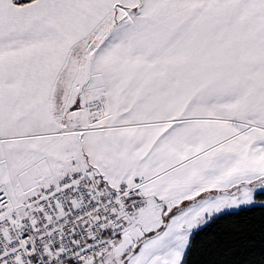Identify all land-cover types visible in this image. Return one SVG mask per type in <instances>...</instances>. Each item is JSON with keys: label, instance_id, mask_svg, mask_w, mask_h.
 I'll use <instances>...</instances> for the list:
<instances>
[{"label": "snow or ice", "instance_id": "snow-or-ice-1", "mask_svg": "<svg viewBox=\"0 0 264 264\" xmlns=\"http://www.w3.org/2000/svg\"><path fill=\"white\" fill-rule=\"evenodd\" d=\"M0 264H264V0H0Z\"/></svg>", "mask_w": 264, "mask_h": 264}]
</instances>
